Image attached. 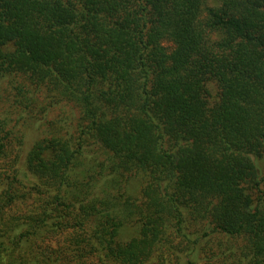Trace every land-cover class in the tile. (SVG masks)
<instances>
[{"label":"trees","instance_id":"trees-1","mask_svg":"<svg viewBox=\"0 0 264 264\" xmlns=\"http://www.w3.org/2000/svg\"><path fill=\"white\" fill-rule=\"evenodd\" d=\"M206 1L0 0V264H264V0Z\"/></svg>","mask_w":264,"mask_h":264},{"label":"rangeland","instance_id":"rangeland-1","mask_svg":"<svg viewBox=\"0 0 264 264\" xmlns=\"http://www.w3.org/2000/svg\"><path fill=\"white\" fill-rule=\"evenodd\" d=\"M206 4H207V5H216L217 2H216L215 0H207V1H206ZM204 15H205V12L203 11L202 16H204ZM211 36H212V34H211ZM212 37H213V38H217V37H219V34H217V32H216L215 34H213ZM164 44L168 47V49H171V48L173 47L172 42L169 41V40H165V41H164ZM33 138H34V134L31 133V134L29 135V137H28V144L31 143V142L33 141ZM171 239L173 240V244H177L179 247L182 245V242H181V240H180L179 238H175L174 236H172ZM236 239H237V240H236V246L238 247L237 250L240 252V247H241L242 244H243V240H242L241 238H236ZM209 247L211 248V251H215V249H216V247H215V243L210 244ZM208 250H209L208 248L205 249V250H204V253H205V251L207 252ZM84 258H85V257H84ZM213 261H214V260L209 261V262L206 263V264H213Z\"/></svg>","mask_w":264,"mask_h":264}]
</instances>
